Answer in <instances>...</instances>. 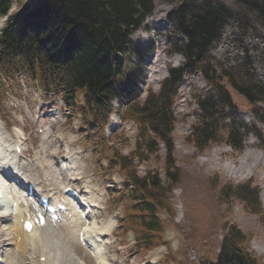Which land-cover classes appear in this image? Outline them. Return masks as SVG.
<instances>
[{"label": "rangeland", "instance_id": "374dc122", "mask_svg": "<svg viewBox=\"0 0 264 264\" xmlns=\"http://www.w3.org/2000/svg\"><path fill=\"white\" fill-rule=\"evenodd\" d=\"M182 1L153 0L154 7L151 14L156 8L157 18L161 19L160 23L155 22L156 18L153 24L144 21L143 28L132 34L133 42L144 52L143 54L146 53V48L151 51L145 54V74L140 84L141 96L145 95L147 89L156 90L163 79L162 77L169 69L180 67L185 63V59L177 53L184 38L174 30L166 19L167 13ZM215 1L223 3L234 12V17L226 22L220 38L211 45L206 53L207 60L200 64L199 68L206 72L211 80L216 81L217 86L214 88L204 79L199 70L193 69L183 77L176 103L172 109L175 123L171 133L173 144L171 157L175 166L180 169V177L176 188L170 193L174 202V216L171 217L165 212L160 213L166 229L171 233V237L166 238L170 248L142 253L140 249L134 247L135 240L132 242V238L128 237L130 235L128 230L131 229L127 230L128 235H122V231L128 227L129 216L124 214L126 205L123 202L119 203L111 196L112 189L119 186L121 178L116 172L106 171L104 169L106 161H97L96 153L85 146L84 135L82 134L81 137L80 134H77L76 126L79 121L75 107L71 108L60 95L45 94L36 86L38 83L34 84L30 79L21 78L17 85L1 82L2 85H6L4 88L7 89L0 91V119L2 123H5L9 133L16 137L23 136L20 138L26 140L23 143L25 159L34 166L43 160L42 167H38L43 172L46 166L51 165L54 168L56 160L53 162L50 159L51 154H57L59 157L57 161L63 160L66 163L64 158L70 152H66V148L77 150L74 151L77 152V157L78 151L80 152L79 156L82 159L78 158V161L83 164L80 166L83 167L85 174L90 179L91 185H94L91 186L92 195L94 194L93 190H98L96 196L101 195L103 198L104 205L101 208L104 207L107 214L103 215L102 213L99 219L113 218L116 222L112 235L103 234L109 236L97 237L96 244L100 246L104 259L103 264H163V260L166 261L165 255L170 252L172 261L177 264H207V260L211 256L212 260L216 259V254L213 253L218 250L224 224L239 227L249 237V249L256 257L264 259V217L246 210L243 207L244 203L241 204L232 196L225 201L218 199L219 189L224 184L249 181L253 187L259 190V203L262 215H264V167H254L252 172L250 169L249 172L246 170L245 174H250L238 177H228L224 172V166L228 162L236 164L234 167H237L236 160L244 153H251L253 156L258 153L264 164V125L252 116V110L264 112V22H261L255 13L238 6L235 0ZM25 3L14 5L12 13H21ZM3 24L4 19L0 18V29ZM154 55L157 57L153 65L149 59ZM148 75L150 80H146ZM213 89L216 92H223L224 95L226 91L227 98L232 104L228 107L219 106L217 108L219 118L233 115L238 118L239 122L247 125V130H252V133L246 132L240 151L233 150L225 143H218L211 144L204 152L199 153L195 150L192 142H188L186 139L193 128L198 125V116L202 113L198 106V100L205 96L208 97L210 91L212 92L210 95L215 94ZM239 90L248 92L249 104ZM212 98L214 103H219L217 96L214 95ZM39 106H43L45 114H50V116L44 119L40 117L34 121L33 115L38 113ZM45 107L50 108L51 111ZM112 118L117 121V114H113ZM121 126L124 127L128 141L125 144H115L122 153H126L133 146L131 144L135 132L133 124L128 122L120 125L118 122L111 125L108 133L121 129ZM38 127L44 130L42 135L39 134V130L37 131ZM165 153L166 150L160 147L157 158L148 160L139 167L140 171L145 172L150 169L162 173L165 165ZM206 154H213L214 162L204 160ZM36 156L40 159L37 160ZM206 157L211 156L207 155ZM252 161L253 157H250L249 164ZM54 171V181H59L61 178H57L60 176L56 172V167ZM82 171L81 169L80 173ZM35 173L38 178L44 175L38 169ZM72 176L74 175L72 174ZM72 181L67 179L64 185H71ZM210 184H213L214 187L212 188ZM52 186L56 185L52 183ZM58 188L60 187L58 186ZM13 197H15L14 194ZM6 209V211L0 210V213L4 215V217H0V241L2 242L9 236L13 235L14 237L12 230L15 227V220L11 215L13 212L9 207ZM96 216H98L97 213ZM84 224L87 225V220L79 219L80 228L84 229ZM94 224H96L95 221ZM45 231L34 232V235L37 236L36 241L28 239V252L26 249L22 250L24 251L23 257H26L24 264L29 258L33 261L32 259L37 257V254L34 253L37 250L36 246L40 249L43 248V252L47 253L46 261L49 260L51 264H76V260L83 264H96L93 253H89L83 248L81 251L78 250L80 248L77 238L73 244L69 242L70 239H66L61 234L62 231L48 229L46 235ZM74 235L77 237L76 234ZM17 237L20 236L17 235ZM24 240L25 238H23V246H25ZM87 241L90 242L88 239ZM67 244L72 247V250ZM34 254L36 256H33ZM95 257L97 256L95 255ZM18 260L13 258V264H19Z\"/></svg>", "mask_w": 264, "mask_h": 264}, {"label": "trees", "instance_id": "16d2710c", "mask_svg": "<svg viewBox=\"0 0 264 264\" xmlns=\"http://www.w3.org/2000/svg\"><path fill=\"white\" fill-rule=\"evenodd\" d=\"M235 1L264 22V0ZM23 2V14L7 16L1 30L0 81H15L21 73L44 90L61 91L71 106L75 105V95L82 94L81 131L99 158L107 160L108 168H118L130 182L117 195L128 205L137 247L148 249L161 235L156 210L173 212L167 191L180 176L171 157V109L178 81L184 71L205 60L209 45L233 12L215 0H183L174 8L168 19L186 37L180 52L187 62L185 67L170 69L159 90L148 91L140 100L137 86L143 75V57L129 36L150 13L152 0H0V16L6 15L13 4ZM239 91L250 97L247 91ZM117 98L126 101L121 119L136 127L133 146L126 154L111 146L104 134L112 102ZM219 98L229 103L223 94ZM199 104L204 114L189 136L194 146L203 150L210 141L224 139L240 149L244 124L233 119L229 124H220L212 98H204ZM257 116L264 123V112ZM108 140L119 144L128 141L123 130ZM160 145L166 150L165 179L150 169L139 174L140 165L157 158ZM230 196L244 203L246 210L264 217L258 189L250 182L225 184L219 189V200ZM248 239L237 226L226 224L217 258L208 264H259L247 248Z\"/></svg>", "mask_w": 264, "mask_h": 264}, {"label": "bare ground", "instance_id": "6f19581e", "mask_svg": "<svg viewBox=\"0 0 264 264\" xmlns=\"http://www.w3.org/2000/svg\"><path fill=\"white\" fill-rule=\"evenodd\" d=\"M156 18V20H155ZM155 20V22H159L161 21L160 18H157V11L156 8L154 9L153 13L147 18L146 23L148 24H153V21ZM161 27V26H159ZM157 57V55L152 56L149 61L151 64L154 65V60ZM146 80H150V76L148 75L146 77ZM113 120L111 121L110 126L113 124ZM12 139V136L8 134L7 128L5 126L4 123L0 124V202H6L5 200H10L9 196V192L14 194L15 197H11V203L9 205L10 211H11V204L12 203H17L18 201L23 200V198L25 197V195L23 194V192H21V190L17 189V190H13L10 189V182L11 181H16L18 182V175L25 177V178H30L32 179L36 186L38 187V189H41V184L39 183V181L37 180L36 176H35V172L37 171L38 167H42L43 165V160L36 166H34V164L29 163H24L25 162V158H23V156L18 159L15 160L12 155L10 154V149H9V144L8 142ZM212 152V151H211ZM209 153V152H208ZM211 154V153H210ZM210 154H206L211 156V157H204V160L210 161V162H214V160L212 159V155ZM53 155V154H51ZM50 155V156H51ZM57 155V154H56ZM255 156H253V154L251 153H244L242 156H239L237 161L238 166L234 167L235 165L230 164L229 162L224 166V172L226 174V176L228 177H238V176H245L248 174H245V171L247 170V172H252L254 170V167H260L263 166L264 164L262 163V158L260 157V155L257 153L254 154ZM253 157V161L251 164H249V158ZM66 160V163H64L61 160L57 161V157H55L56 163H54L55 165L53 166L54 168H52V166H46L45 168V172L46 174L51 178V182L56 185L54 186L56 189L58 188V186L60 188H64L65 186L68 185H64L65 181L67 179H76L80 176V164L78 163V157H77V152H72L70 151L69 154L67 153L66 157L64 158ZM217 161V160H216ZM45 162V161H44ZM218 163V161L216 162ZM236 163V162H235ZM56 167V172L60 177L57 178H61L59 181H54V173L53 171L55 170ZM78 171V174L74 176H72L74 171ZM55 172V171H54ZM244 173V174H243ZM14 174V175H13ZM260 175H263L262 173H260ZM71 176V177H70ZM77 180V179H76ZM90 181L87 178H84V180H82L81 182V186L77 187V188H73L75 191H77V196L79 195V193L81 192H87V197L85 199H83L81 204H77L79 207H81V205H83L86 210L88 211H92V208H96L97 206H100V202L101 200L99 199L100 196H95L94 194L92 195L91 192V186H89ZM61 189V192H62ZM83 189V190H81ZM3 197V199H1ZM100 203V204H99ZM68 209L67 211L64 213L65 219L60 222L57 223L55 225H50V226H45L39 230H32L31 232L27 233L25 231L22 230V225H21V219L23 218H27V216L29 214H31L30 209H25L24 211H17V212H13L11 215H13V218L15 220V227L13 228L12 231H14V237L9 236V238L3 242L0 241V255L3 258V262H5V264H13V258H16V260H18L19 264H23L24 263V257H23V252L22 250L26 249V252H28V239L29 240H37V236L34 235V232H38V231H44V230H48V229H54V230H58V231H62L61 234H63L65 236L66 239H70L69 242L73 243L74 240L76 239V237H74L76 234L78 236L79 231L83 228H80L79 226V219L82 218L81 214H79L74 208L73 210L70 208L69 204L67 203ZM0 209L6 211L7 209L1 206L0 203ZM6 209V210H5ZM84 219L88 220L91 219L90 224H88V228L85 230V232L87 234H85V237L90 241L88 244L90 246H92L94 248V255H96V259L98 261L99 264H103L104 259L102 256V252L100 249V246H98L99 244H96L98 242L97 237L100 236L101 234H112V230H111V222L110 219L105 220L103 224H101L100 226H97V224H94V217L95 214H89L88 212L84 213ZM0 217H4L3 214L0 213ZM88 218V219H87ZM93 221V222H92ZM82 222V221H81ZM92 224V226H91ZM46 231H45V235H46ZM17 235H19L20 237H17ZM22 236V237H21ZM41 236V235H39ZM38 236V237H39ZM67 236V237H66ZM17 237V238H16ZM23 238H25L24 243L25 246H23ZM15 239H16V243H15ZM76 242V241H75ZM32 243V242H30ZM39 244V243H37ZM74 244V243H73ZM97 245V246H96ZM35 249H37L34 253L37 254V257H34L36 259V262H38V258L41 256L45 257V261L47 259V253L43 252V248L40 249L39 247H35ZM44 253V254H43ZM43 254V255H42ZM40 255V256H39ZM23 258V260H21ZM72 259V258H71ZM31 261V260H30ZM76 264H83L81 261L76 260L75 261ZM56 263V262H55ZM45 264H51V262H49V260H47L45 262ZM75 264V263H74Z\"/></svg>", "mask_w": 264, "mask_h": 264}, {"label": "snow or ice", "instance_id": "6c2138e0", "mask_svg": "<svg viewBox=\"0 0 264 264\" xmlns=\"http://www.w3.org/2000/svg\"><path fill=\"white\" fill-rule=\"evenodd\" d=\"M30 227V226H29Z\"/></svg>", "mask_w": 264, "mask_h": 264}]
</instances>
